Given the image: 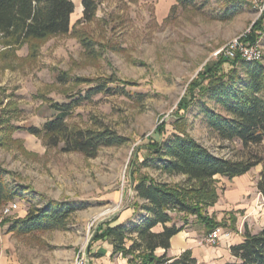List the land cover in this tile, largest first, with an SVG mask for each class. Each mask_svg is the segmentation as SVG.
<instances>
[{"label":"rangeland","instance_id":"obj_1","mask_svg":"<svg viewBox=\"0 0 264 264\" xmlns=\"http://www.w3.org/2000/svg\"><path fill=\"white\" fill-rule=\"evenodd\" d=\"M95 1L98 10L89 22L82 20L77 3L68 34L20 44L0 40V169L20 192L0 206V264H77L80 258L100 264L109 242L95 236L103 223L134 207V179L186 180L143 167L150 144L161 140V128L171 134L186 126L190 136L225 159L264 160V142L244 147L212 133L204 109H222L209 97L179 112L206 65L217 62L231 41L262 19L264 0H195L188 7L177 0ZM227 13L233 16L224 21ZM257 35L264 64V21ZM232 67L225 63L222 68ZM62 75L65 82L59 81ZM97 82L119 89L84 101L67 125L71 130L109 128L127 138L126 145L102 148L88 157L63 152L62 144L49 147L44 133H31L57 115L54 104L85 97ZM180 116L185 119L182 127L177 124ZM263 169L264 162L233 180L216 177L223 211L210 215L209 208L208 214L233 237L238 226L243 234L245 229L253 234L264 229V197L257 190ZM53 205L75 209L63 229L25 235L10 231L16 220ZM174 216L183 226L179 220L184 215ZM186 218L187 225L194 220Z\"/></svg>","mask_w":264,"mask_h":264},{"label":"trees","instance_id":"obj_2","mask_svg":"<svg viewBox=\"0 0 264 264\" xmlns=\"http://www.w3.org/2000/svg\"><path fill=\"white\" fill-rule=\"evenodd\" d=\"M177 1L188 7L195 0ZM82 5V20L89 22L96 16L97 2L83 0ZM75 9L73 0H0V40L20 44L68 34ZM231 16L227 13L223 20L227 21ZM263 21L264 11L262 19L240 41L255 44ZM225 63H231L233 67L225 71L222 68ZM59 81L65 82L66 76H60ZM106 85L97 82L85 97L70 103L54 104L52 109L57 115L42 130L32 128L31 133H44L49 147L62 144L63 152H79L88 157L96 156L102 148L126 145L127 138L109 128L98 131L71 130L67 125L74 108L84 101L119 89L107 88ZM200 97H209L215 106L222 109V112L204 109L207 125L218 138L240 141L244 147L264 142V64L247 62L240 54L234 60L221 55L217 62L206 65L190 85L188 95L180 103L179 112H187ZM177 121L181 126L185 119L180 116ZM158 134L161 140H153L150 144L143 167H153L168 177H185L184 184L161 182L148 175L138 176L133 180L137 200L133 209L139 214L137 221L120 223L118 218H114L102 224V232L96 234L95 240L108 241L113 247L112 257L121 256L127 260V264H197L191 251L178 258L168 256L172 239L185 230L186 217L192 216L201 221L208 234L224 227L223 223L208 214V209L219 201L216 177L233 180L246 175L264 160L244 162L216 156L190 136L186 126L176 128L171 134L161 128ZM2 173L0 169V206L20 196V192L5 181ZM257 190L264 197V169ZM74 212L75 209L68 206H49L30 213L23 220H16L10 231L25 235L35 231L63 229ZM174 215H184L179 220L184 222L183 226H178V219ZM158 227L161 230L155 231ZM243 237V242L230 247L234 260L226 264H264V229L257 234L245 229ZM160 249L164 250V254H157Z\"/></svg>","mask_w":264,"mask_h":264},{"label":"crops","instance_id":"obj_3","mask_svg":"<svg viewBox=\"0 0 264 264\" xmlns=\"http://www.w3.org/2000/svg\"><path fill=\"white\" fill-rule=\"evenodd\" d=\"M75 7L77 8V3L80 5L81 12L84 11L82 2L83 0H73ZM76 10V9H75ZM74 15V14H73ZM72 15V16H73ZM221 200V199H220ZM219 203L214 207L209 209L210 215L214 213L223 211ZM225 211V210H224ZM250 215V212H247ZM192 217V216H191ZM220 217V216H219ZM249 217V216H248ZM247 217V218H248ZM139 218V214L136 213L135 209H126L119 217L118 221L120 223L136 222ZM194 220L190 221V225L185 227V230L175 236L171 242V249L168 252V256L171 258H178L183 253L187 251L192 252L193 258L197 260V264H226L232 262L234 259L230 254V247L243 242L244 237L241 228L238 226V231L235 232L234 237L230 241H222L217 247H210L203 243L204 231L207 229L205 225L193 217ZM202 226V230H200ZM161 228L158 227L155 231H160ZM113 247L108 243V249L106 250L105 257L100 264H127V260L123 259L121 256L112 257ZM158 255L164 254V250H158Z\"/></svg>","mask_w":264,"mask_h":264},{"label":"built area","instance_id":"obj_4","mask_svg":"<svg viewBox=\"0 0 264 264\" xmlns=\"http://www.w3.org/2000/svg\"><path fill=\"white\" fill-rule=\"evenodd\" d=\"M264 6L262 8V11ZM240 54L242 59L247 62H261L263 60L262 44L256 42L255 44H243L240 38L231 41L220 53L228 60H234ZM9 211V210H7ZM233 238V232L223 227L216 228L211 233L206 235L203 243L210 247L218 246L222 241H230ZM77 264H86L85 260L80 258Z\"/></svg>","mask_w":264,"mask_h":264}]
</instances>
